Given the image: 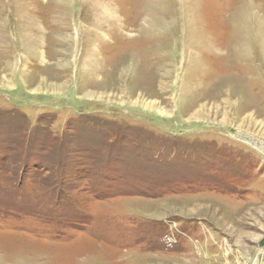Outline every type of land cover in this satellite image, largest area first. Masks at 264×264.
I'll use <instances>...</instances> for the list:
<instances>
[{"label": "rangeland", "instance_id": "374dc122", "mask_svg": "<svg viewBox=\"0 0 264 264\" xmlns=\"http://www.w3.org/2000/svg\"><path fill=\"white\" fill-rule=\"evenodd\" d=\"M256 263L264 0H0V264Z\"/></svg>", "mask_w": 264, "mask_h": 264}, {"label": "crops", "instance_id": "0c3cea01", "mask_svg": "<svg viewBox=\"0 0 264 264\" xmlns=\"http://www.w3.org/2000/svg\"><path fill=\"white\" fill-rule=\"evenodd\" d=\"M160 221H162V223H164L165 222V220H160ZM129 252H134V254H143L142 252H138L137 250H131V251H129ZM144 255V254H143Z\"/></svg>", "mask_w": 264, "mask_h": 264}, {"label": "bare ground", "instance_id": "6f19581e", "mask_svg": "<svg viewBox=\"0 0 264 264\" xmlns=\"http://www.w3.org/2000/svg\"><path fill=\"white\" fill-rule=\"evenodd\" d=\"M257 264V263H256Z\"/></svg>", "mask_w": 264, "mask_h": 264}]
</instances>
